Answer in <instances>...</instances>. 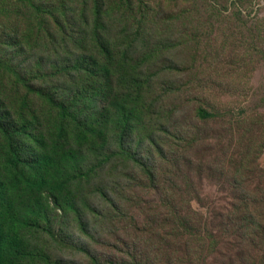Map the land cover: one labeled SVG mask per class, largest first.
Returning <instances> with one entry per match:
<instances>
[{
  "label": "rangeland",
  "instance_id": "1",
  "mask_svg": "<svg viewBox=\"0 0 264 264\" xmlns=\"http://www.w3.org/2000/svg\"><path fill=\"white\" fill-rule=\"evenodd\" d=\"M145 2H150L148 7L158 19L172 1ZM242 2L238 12L237 0L179 1L174 7L185 9L187 16L178 17L174 11L170 14L175 21L156 24L157 20L142 17L140 0H34L33 4L44 7L38 16L33 6L20 13L15 0H0V35L9 31L17 35L14 48H2L0 58L8 69L17 71L6 73V67L0 68V107H31L39 120L28 132L33 136L25 144L26 161L48 157L52 168L56 167L52 176L69 181L66 190L71 203L65 200L64 209V203L57 204L47 188L42 202L40 193L32 195L40 221L31 222L20 233L22 245L43 253L39 264H91L84 249L107 256L116 226V233L127 240L131 238L127 227L135 230L133 241L143 239L136 224L143 227L145 218L157 217L156 204L174 185L153 186L146 173L149 166H160L152 170L160 178L175 168L187 171L188 160L196 163L212 147L237 145L246 138L245 121L258 114L255 110L264 113V54L253 52L257 43L264 53V39L255 33L258 19L264 37V0ZM51 13L56 15L54 20L49 19ZM240 15L246 25L235 20ZM58 17L62 27L55 23ZM103 44L114 50L112 56L102 52ZM76 63L83 67L76 68ZM110 68L111 84L105 87L102 69ZM137 71L153 76L144 98L148 103H142L141 112L131 120L119 122L116 103L130 94V78ZM25 73L30 77L28 84L14 86L15 74ZM39 75H47L63 96L58 98L72 99L68 101L89 119L87 134L71 131L69 135L66 147L74 149L72 155L57 143L58 110L30 89L32 79ZM103 105L109 111L95 114ZM200 108L219 111L220 118L200 120L196 116ZM96 129L101 132L92 135ZM169 134L194 149H188L183 161L174 165L177 153L163 162L154 146L163 135L167 147L174 141ZM196 136L201 139L197 143ZM82 147L83 151L77 149ZM141 158L145 164L137 166L135 161ZM260 164L264 169V152ZM256 167V163L249 164V170ZM203 188L207 194L213 192L217 203H226L219 200L223 187L215 181L211 188L204 182ZM190 191L202 193V186L197 184ZM31 259L24 264H37Z\"/></svg>",
  "mask_w": 264,
  "mask_h": 264
},
{
  "label": "trees",
  "instance_id": "2",
  "mask_svg": "<svg viewBox=\"0 0 264 264\" xmlns=\"http://www.w3.org/2000/svg\"><path fill=\"white\" fill-rule=\"evenodd\" d=\"M140 1L142 17L157 20L156 24L175 21L171 15L174 11L179 12L178 17L187 16L185 9L174 7L179 1L185 4L187 0H171L168 11H164L158 19L154 18L152 9L148 7L150 2ZM33 3L34 0H15L20 13L28 10V6H33L36 16L42 15L43 5ZM237 3L240 12L243 2L237 0ZM137 8L138 6L133 12ZM161 9L165 7L162 6ZM196 13L198 14V9ZM54 17H56L55 13L49 15L50 20H54ZM55 19V23L62 27V20L59 17ZM235 20L246 25L242 15ZM258 21L255 20V33H258L257 37L261 36V39H264ZM16 41L17 35L12 34L11 31L2 33L0 57L3 54L2 48L4 46L14 48ZM101 50L108 57L114 54V50L108 44H103ZM253 52L261 56L264 54L257 43H254ZM127 55L129 54L127 53L126 57ZM233 62L236 64V61ZM2 67H6V73L17 71L8 69L0 58V68ZM82 67L83 64L76 63V68ZM95 67L101 68L99 63H95ZM102 70L107 78L104 85L106 87L111 84V68L107 71ZM144 74L143 71L140 73L137 71V75L130 78L133 84L130 94H126L125 99H120L122 101L116 103L119 122L131 120L138 111L141 112L142 103H148L144 98L148 91L147 84L153 76L146 77ZM47 77V75L34 77L30 89L36 95L44 97L54 109L58 110L57 129L60 140L57 143L62 144L63 151L66 150L72 155L74 149L69 150L66 147L69 135L71 131L79 132L81 135L87 134L85 129L88 128L86 122L89 119L84 117L82 110H79L76 104L70 103L72 99L68 101L65 97L58 98L63 97L59 88L48 81ZM29 78L26 73L15 74L13 85L28 84ZM30 98L29 95L27 102H30ZM108 111V106L103 105L101 108H96L95 114L103 115ZM255 112L258 114L249 116L245 121L243 136L246 138L237 145L212 147L207 154H202L196 163L188 160L187 171L175 168V172L169 171L160 178L152 171L158 170L160 166L153 168L145 165L150 167L146 173L156 188L160 186L162 188V184L166 182L174 183L172 189L167 190L164 198L156 204L157 217L151 220L145 218L143 227L136 224L137 233L141 230L143 232V239L138 242L132 240L135 236L134 229L126 228V233L131 236L127 240L119 236V232L116 233L118 227H114L113 236L106 250L107 256L83 246L91 264H264V169L260 167V156L264 152V118L259 115L264 113L257 110ZM196 116L200 120H209L220 118V113L200 108ZM38 120L31 107L22 106L19 109L0 107V264H24L29 257H32L31 262L41 263L43 253L31 251L22 245L23 239L20 233L22 229L29 228L31 222L40 221L32 200L34 192L40 193L39 200L42 202L46 194L43 193V189L47 188L46 192L56 198L57 204L64 203L61 209L66 206L65 200L71 203L66 190L69 181L62 177L55 179L52 176L56 167L52 168L50 158L42 157L35 162L26 161L25 144L33 136L28 132ZM100 132V129H96L92 135ZM171 136L174 141L168 143L167 147L162 142L163 135L154 141V146L158 159L163 162L170 161L177 153V160L171 162L174 165L183 161L188 149L189 152L194 149L188 147L189 144L179 137ZM193 140L197 143L201 139L196 136ZM38 141H43V137ZM77 149L83 151L85 148ZM106 155L103 153L102 156ZM135 163L141 166L145 161L141 158ZM251 163H256V169L249 170ZM241 169L243 173L240 172ZM92 172L91 170L86 174ZM187 172H190L188 176ZM213 181L223 187L219 200L226 203H217L213 192L207 194L203 188L204 182L211 188ZM197 184L202 186V193L190 191ZM252 213L260 217H255L256 214L253 216ZM141 215L145 217L143 211ZM129 222H133L132 218Z\"/></svg>",
  "mask_w": 264,
  "mask_h": 264
}]
</instances>
